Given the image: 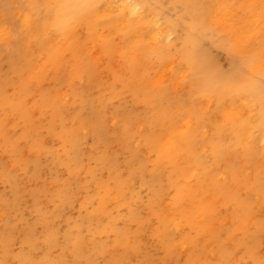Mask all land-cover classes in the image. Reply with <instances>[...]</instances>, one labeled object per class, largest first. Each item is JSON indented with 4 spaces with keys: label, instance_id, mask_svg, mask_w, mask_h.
<instances>
[{
    "label": "bare ground",
    "instance_id": "1",
    "mask_svg": "<svg viewBox=\"0 0 264 264\" xmlns=\"http://www.w3.org/2000/svg\"><path fill=\"white\" fill-rule=\"evenodd\" d=\"M46 1L50 3L53 0ZM97 1H101V6L93 14L90 8ZM55 5V10L51 12L43 8L44 18L31 9L25 16L24 25L32 31L39 46H28L21 60L22 68L27 69L24 73L28 74L26 78L18 79L22 94L27 89L29 74L43 72L52 64L63 66L66 51L70 50L80 62V67L83 66L81 60L90 52L87 58L94 65H106L109 54L108 66L112 69L114 81L108 85V102L122 99L125 93L131 91L138 106L115 110L113 126L123 129L121 148L129 151L130 155L126 166L118 165L112 154L104 152L96 156L109 170L107 175L110 177L105 182L99 175L100 171H91L94 184L102 189V194L99 204L89 205L92 198L87 197V207L94 206L90 215L78 213L72 217L68 230L62 235V229L56 222L64 210L76 202L77 193L70 191L69 185L60 187V201L53 213L40 208L38 198L33 200L38 222L43 225L45 233L42 239L52 247L63 249L57 256L49 251L45 253L41 259L43 264H75L77 258L89 256L95 246H90L92 241L89 242L82 234L84 225L98 222L103 217L111 200L110 194L116 197L119 205H128L123 199L132 190L131 182H135L137 176H143L142 171L153 160L156 161V169L152 175L156 182L173 180L174 174L186 179L184 183L176 181L172 203L163 201L158 192L155 193L156 201L150 203L154 208L152 214H160L165 235L170 229L175 237L184 234V213L192 205H196L195 211L199 213L200 206H208V199L215 198L216 194L209 192L210 184L223 189L219 181L232 180L234 175L230 166L237 167L234 172L242 181L261 179L260 173L255 174L259 168L255 163L264 164V87L259 81L264 76V0H57ZM116 9L118 13L114 15ZM102 17H107L108 22L99 32L96 19ZM163 17L164 25L160 23ZM83 22L89 24L91 31L87 41H80L78 36L82 32L79 25ZM209 22L213 27L209 26ZM123 32H127L126 40L114 45L111 42L112 33ZM9 34L8 25L1 21L0 36L6 38ZM173 36H176L175 40H171ZM40 37L44 38L41 43ZM205 40H211L212 44L232 53V72L224 73L214 66L203 48ZM77 43L79 49H73L72 44L75 46ZM172 44L178 52L176 55L171 54ZM114 46L116 51H112ZM76 74L78 71L74 72L76 79H85L84 75ZM185 80L190 81L183 84ZM70 83L73 85L71 80ZM8 84L6 82L5 87L0 81L2 99L14 98L16 101L15 95L7 94ZM85 86H74V101L79 105L73 112L66 103L72 102L69 93L44 95L47 104H57L59 114L55 123L59 127L58 136L63 138L65 150L73 151L72 159L80 168H83L79 162L84 135L91 134L95 142L103 146L108 144L109 139L104 118L105 105L102 101L96 104L90 98L92 92ZM190 89L197 92L194 94ZM199 91L204 96L200 93L196 97ZM241 93H246V96L238 95ZM17 101L16 106L20 108L24 100L17 98ZM24 115L30 130L36 134L39 126L33 123L32 116L25 112ZM1 124L0 120V134L9 141L13 153H23L16 138L10 135L12 130ZM41 124L47 125L44 122ZM139 131L147 135L145 139L153 150L145 157L139 154L144 151L142 142L134 144ZM32 149L35 150L31 153L34 157H40V153L47 150L41 138L35 140ZM58 163L61 164L60 159ZM127 171L133 178L126 177ZM192 175L198 176L199 187L191 191L187 178ZM23 192L24 188L19 186L11 190L14 204L22 201L21 197L25 194L20 193ZM230 199L237 205L243 203L240 197L232 194ZM132 206L131 201L128 207L132 217L138 218L139 213ZM1 212L2 208L0 216ZM200 218L204 221L205 216ZM222 218L226 224L230 222L228 215ZM253 219L252 214L248 215L247 222ZM6 224L9 223L6 221ZM117 231L125 233L121 229ZM21 233L26 248L22 247L19 253L13 254L11 248L16 241L15 232L5 228L1 232L0 245L6 253L5 258L8 255L11 257L10 264H37L35 251L40 249L37 242L40 237L37 236L36 226L27 222ZM128 241L135 244L132 235H128ZM182 244L183 250H186L187 240L182 239ZM102 248L104 253L108 252L107 239L102 241ZM201 250L198 249V252ZM210 252L211 258L218 255L215 246ZM114 260V257L110 259L111 262Z\"/></svg>",
    "mask_w": 264,
    "mask_h": 264
},
{
    "label": "rangeland",
    "instance_id": "2",
    "mask_svg": "<svg viewBox=\"0 0 264 264\" xmlns=\"http://www.w3.org/2000/svg\"><path fill=\"white\" fill-rule=\"evenodd\" d=\"M55 1L57 2V0L50 3L46 0H0V22L2 21L8 25L10 30V34L6 38L0 36V81L4 83L5 87L6 82L9 83L7 85L8 95L16 96V101L14 98L4 101L0 94V120L2 121L1 125L12 130L10 135L16 138V143L23 152L21 154L13 153L8 144L9 141L0 134V199L3 198L2 205H0V208H2L0 235L4 228L12 229L15 232L16 241L11 248V253L16 254L20 252L22 247L26 248V246H23L22 228L27 222L36 226L37 236L40 237L37 241L40 249L38 248L35 251L37 264H43L41 259L48 251L57 256L61 254L63 249L52 247L42 239L45 233L43 232V225L38 222V214L33 208V200L38 198L41 201L39 207L48 209L53 213L60 201L58 195L60 187L64 188L69 185V190L77 193L76 202L67 207L64 214L56 222V224L59 223L58 226L62 229V235L68 230L70 226L68 223L72 217H75L78 213L90 215L94 206L87 207V197L92 198V203L88 202L89 205L99 204L102 194V191H100L102 189L94 184L91 171H100L99 175L105 182L110 177L107 175L109 170L103 166L96 156L106 152L114 155L118 165L126 166V161L130 155L129 151L121 148L123 147L121 140L124 137L123 129H117L113 126L115 110H126V107L131 108L137 104L131 91L125 93L122 99H116L113 103L108 102V85L114 81L112 69L108 66L110 62L109 54L106 56V65H94L88 59L90 52L86 53L81 60L83 66L80 67L78 65L80 62L75 59L70 50L64 54L63 66L55 67L52 64L43 72L29 74V79L26 82L27 89L22 94V86L18 79L26 78L28 74L24 73L27 69L22 68L21 60L28 46L34 45L35 48L39 46L32 31L27 30L24 25L25 16L31 9L32 12L36 11L41 18H44L43 8L49 12L55 10ZM100 6L101 1H97L91 5L90 11L94 14ZM156 6L161 7L158 3ZM117 10L114 11V15H117ZM169 14L171 15V12ZM96 21L98 31L101 32L108 22V18H97ZM164 21L165 18L163 17L160 23L164 25ZM208 24L213 27L211 22ZM79 27L82 31L78 35L80 41H87L91 33L89 24L83 22ZM112 34L111 42L114 45L124 42L127 37V32ZM40 39V43L44 41L43 37H40ZM175 39L176 36L171 38V40ZM72 45L73 49L79 46L78 43L75 46ZM171 48L172 55L178 54L175 44H172ZM203 48L213 60L214 66L216 65L220 71L224 73L232 72L233 55L228 49L212 44L211 40L203 41ZM112 51H116L115 46ZM33 57H35V54ZM46 61L48 60L46 59ZM76 71H78L76 75L82 74L85 79H76L74 76ZM189 81L185 80L183 84H187ZM259 81L264 87V76L260 77ZM85 85L92 92L90 98L96 104L102 101L105 105L104 118L108 125L109 139L108 144L104 143L103 146L98 142L96 143L91 134L84 135L85 140L81 145L82 156L79 162V166L83 168H80L76 166L75 160L72 159L73 151H66L63 138L58 136L59 127L55 123L59 114L56 109L57 104L55 105L54 102L47 104L44 95L45 93L50 96L69 93V99L72 102L66 103L73 112L79 105L74 101V86ZM197 88L199 89V87ZM189 91L194 94L197 92L195 89ZM198 93L195 95L196 97L200 96L201 92ZM201 94L204 96L203 93ZM238 95L243 97L246 96V93ZM17 98H23L24 100L20 108L16 106L18 104ZM63 101L66 100L63 99ZM24 112L26 115L32 116L33 123L39 126L36 134L30 130V126L26 123ZM43 122L47 125H42ZM69 125L72 124L69 123ZM51 126L53 127L51 128ZM146 136V134L142 135L139 131L134 141V144L142 142L144 151L139 152L141 157L148 156L153 152L145 139ZM38 138L43 139L47 150L40 153V157H34L32 154L35 150L32 148H34L35 140ZM132 148L137 150L133 146ZM58 159H60L61 164L58 163ZM155 164V160L151 161L147 166L148 168L142 171L143 176H137V180L131 182L132 190L127 192L123 199L128 205L131 201L133 202V210L138 211L139 217H132L128 205H119L116 197L110 194L109 198L111 200L103 217L98 222L90 225L86 223L82 230L84 237L89 242L92 241L89 245H93L95 248L88 253L89 256L77 258L75 264H148L149 262L154 264H260V261L264 264V164L260 166L261 163H255V166L259 167L255 170V174L260 173L261 175L259 181L253 179L242 181L234 172L237 167L230 166L234 177L231 181H219L223 189L217 187V185H212V183L210 184L209 192L216 195L214 199H208L209 205L206 207L200 206L201 211L199 213L195 211L196 205H192L191 209L184 213L185 232L182 233L181 237L180 235L175 237L170 229L168 235H165L166 233L161 226L160 214L158 212L152 214L154 208L150 203L156 201L155 193L157 192L161 195L163 201L172 203L176 181L184 183L186 179L183 176L174 174L173 180H163L158 183L152 175V172L156 169ZM160 164L163 165V161ZM125 175L129 179L132 177V174H129L128 171ZM196 176L192 175L187 178L191 191L199 187L198 176ZM18 186L21 189L24 188V192L20 194H25V196L21 197L22 201L20 200L17 204H14L11 190L16 189ZM231 194L240 197L243 203L237 205L230 202ZM135 199L137 200L135 201ZM259 208H263V210L260 211ZM251 214L254 219L252 222H247V217ZM201 215L205 216L204 221H201ZM224 215H228V218H230L228 224L222 218ZM6 221L9 224H6ZM217 223L218 225L215 228ZM117 229H121L125 233H117ZM128 235L133 236L135 244L128 241ZM252 237H254V240ZM105 239L108 243L107 253H104L102 248V241ZM182 239L187 240L186 245L188 248L186 250L182 248ZM213 246L216 247L218 252L215 258L210 256V250ZM198 249H202L201 252H198ZM66 253L68 254L69 251H66ZM5 255V251L0 245V264L11 263V257L8 255L5 258ZM112 257L115 260L111 262Z\"/></svg>",
    "mask_w": 264,
    "mask_h": 264
}]
</instances>
